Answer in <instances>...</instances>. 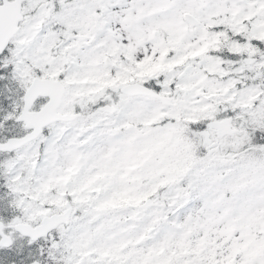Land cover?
<instances>
[{"label": "rangeland", "instance_id": "1", "mask_svg": "<svg viewBox=\"0 0 264 264\" xmlns=\"http://www.w3.org/2000/svg\"><path fill=\"white\" fill-rule=\"evenodd\" d=\"M46 1L27 0L24 12L28 19L8 56L0 59V64H13L15 81L10 79L9 83L16 87H0V122L19 115L17 107L22 106L23 99L17 87H26L38 73L54 79L63 75L64 83L71 85L61 107L63 112H72L79 104L84 107L96 97L103 102L101 108L111 106L107 104L109 97L104 99L103 95L118 94L119 86L132 80L134 74L143 82L157 79L164 71L166 84L178 82V99L175 97L171 107L140 98L127 100L120 95L113 113L105 112L100 117L105 120L103 126L80 118L67 129L62 130L60 125L54 128L49 144L60 134L64 145L71 144L76 136L78 141L58 159L51 147L45 162L77 170L86 188L82 201L93 217L85 225L89 237H73L63 245L64 252L70 250L71 259L81 263L85 258L88 264H264V185L259 186L249 207L242 208L231 198L232 208H228L223 198L226 177L215 180L209 167L205 168L207 173L197 175V170L203 171L206 159L164 163L157 158L181 139L182 127L170 121L161 124L163 120H179L183 115L189 119L206 115L215 119V112L225 105L238 113L240 123H254L264 116V89L260 84L245 83L244 65L234 72L225 70L220 61L204 53L197 62L184 60L187 48L202 50L214 34L202 27L190 34L182 18L184 11H192L203 23L216 24L225 22L226 14L236 29L238 20L245 18L250 34L259 37L264 35V0H121L120 4L116 0H95L100 8L93 0H75V30L90 39L80 42L67 29L63 33L65 41L59 44L57 36L62 30L53 26L63 25L64 19L53 14V9L56 4L65 6L67 1L53 0L51 19L44 16ZM33 10L34 14L30 13ZM153 30L159 35L154 37ZM165 36L183 45L169 59L164 57ZM106 54L119 63L111 86H106L111 75V69L104 65ZM123 55L127 58L122 61ZM263 68L261 62L246 69L261 73ZM183 71L186 73L178 78ZM261 76L264 78V70ZM44 103L41 101L37 107ZM78 123L83 125L76 128ZM129 123L134 129L127 127ZM152 123L159 128H151ZM240 123L235 121L236 126ZM203 136V143L212 153L223 155L225 151L226 155L230 151L234 154L243 139L242 134ZM150 155L157 159L145 162ZM24 156L34 162L35 148H24L16 158L22 161ZM213 161L227 163V159ZM172 168L181 172L186 184L175 181L158 194L155 176ZM153 197L156 203L152 208H139ZM107 215L110 222L105 220Z\"/></svg>", "mask_w": 264, "mask_h": 264}, {"label": "flooded vegetation", "instance_id": "2", "mask_svg": "<svg viewBox=\"0 0 264 264\" xmlns=\"http://www.w3.org/2000/svg\"><path fill=\"white\" fill-rule=\"evenodd\" d=\"M165 88L167 87H163V92ZM170 96L174 100V96ZM41 101L46 102V98L36 100L32 110H38L45 104L37 107ZM17 109L21 111L22 106L19 105ZM224 113L227 114L226 111ZM0 123L3 124L0 127V141L12 136H23L28 131L24 122L11 120ZM71 124L73 122L60 121L44 128L40 141L33 145L36 161L46 157L47 138L50 137L51 130L57 125L64 130ZM211 132L215 133L217 130L211 129ZM207 133L209 136L210 132ZM60 138L58 135L53 142V152L56 155L61 151ZM21 149L0 152V264H88L85 258L81 263L71 259L70 250L62 254V245L69 241L67 236L79 238V235L86 233L84 221L87 210L86 203L82 201L86 188L81 176L71 172L75 170L73 167L68 170L60 164L43 165L40 161L36 166L16 167L20 162L16 154ZM68 209L72 211L68 223L53 226L47 232H41L39 237H36V232L28 234L19 230V224L25 225V231L38 230L46 217L61 215ZM88 237L86 234L81 238L85 240Z\"/></svg>", "mask_w": 264, "mask_h": 264}, {"label": "water", "instance_id": "3", "mask_svg": "<svg viewBox=\"0 0 264 264\" xmlns=\"http://www.w3.org/2000/svg\"><path fill=\"white\" fill-rule=\"evenodd\" d=\"M22 1L23 0H14V1L4 0V4L0 5V53L8 46L10 39L19 31L18 30L19 22L24 19L22 16V6H21ZM184 19L187 22H189V24H191L192 26H196L200 24L197 18L191 13L190 14L185 13ZM80 38H84V37L80 36ZM105 60L108 65L116 66V64L113 63L108 57H106ZM123 91L128 94H136V93L154 94L149 90V88H146L138 83L124 86ZM44 93L52 97V101L48 104L46 109L38 114L30 115L28 112H24V114L22 115V118L26 119L27 121H31L34 118L40 121L41 123H35V122L29 123L31 127L35 126V128L38 131L42 126H45L50 122L56 121L59 118H64L59 116L58 114L56 115V109L59 106L62 100V95L64 93V86L57 81L52 82L50 80H41L39 78H36L32 82V85L30 89L27 91V94L25 96L27 102L25 110L28 111L27 108L29 107V105L33 103L36 97ZM224 124L227 125V123ZM32 138L33 135L23 137V139L12 138L8 142L1 144L0 150L1 149L12 150L13 148H17L23 145V143L27 142ZM152 203L153 201L148 200L145 203H143L142 206L148 207L151 206Z\"/></svg>", "mask_w": 264, "mask_h": 264}, {"label": "trees", "instance_id": "4", "mask_svg": "<svg viewBox=\"0 0 264 264\" xmlns=\"http://www.w3.org/2000/svg\"><path fill=\"white\" fill-rule=\"evenodd\" d=\"M213 29H216V31L220 35V44L222 45V50L225 52L223 55L225 57L229 56L230 58H233V55L228 53L227 43L231 40H236L237 35L227 30L226 27H223L222 30L219 27H214ZM223 32L228 33V35L225 36ZM254 141H255L254 147L256 146V148H254L255 149L254 152L257 155L264 154V127L257 128L256 134L254 135ZM256 164L257 165L253 170L247 169L242 174H239V175L237 172H231V175H232L230 179L232 181V187L230 191L231 196H236L240 203H244V202L250 203L251 198L253 196V190L255 189L257 185V181H258L257 178H259V175L261 173L262 174L264 173V164L259 160ZM172 179H173L172 172H170V174H165L162 177V180L165 182H170L172 181Z\"/></svg>", "mask_w": 264, "mask_h": 264}]
</instances>
